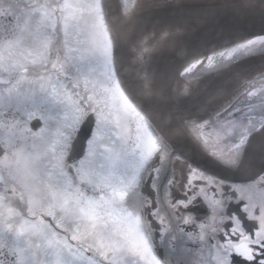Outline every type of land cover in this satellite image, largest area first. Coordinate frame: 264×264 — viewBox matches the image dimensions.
Masks as SVG:
<instances>
[{
  "label": "snow or ice",
  "instance_id": "snow-or-ice-1",
  "mask_svg": "<svg viewBox=\"0 0 264 264\" xmlns=\"http://www.w3.org/2000/svg\"><path fill=\"white\" fill-rule=\"evenodd\" d=\"M261 5L264 6V0ZM182 7L178 4L177 11ZM101 8L99 2L87 0H32L23 7L10 4L8 11L0 12V69L13 74L5 84L19 90L21 82L31 75L29 62L33 66L38 63L45 73L51 69L57 81L61 74L67 77L73 68L75 70L70 81L71 93L66 94L65 101L59 102L72 114L61 122L55 138L47 140L39 151L33 146L13 152L6 145H0L3 158L0 206L10 217L5 227L14 232L18 240L21 236L30 237L38 226H43L39 235L44 252L55 257L53 264H141V261L143 264H182L175 258L156 256L158 247L166 242L165 233L171 236V220L166 222L160 213L168 211L170 217H175L176 227L183 233L181 225L188 221L181 210H193V205L205 201L206 193L187 176L176 175L177 167L181 171L187 168L189 173L192 170L185 160L173 158L165 135L153 138L150 134L149 129L157 133L162 129L158 128L155 114L143 103L144 97L137 87L127 79H117L114 44L118 52L125 33L140 20L143 3L135 4L121 18L123 27L115 29L114 38L105 31ZM115 24L113 22L114 27ZM169 31L179 32L180 28L169 26ZM167 34L168 31L163 33ZM73 35L79 37L77 43L88 53L76 63H73L75 57L68 55L75 51L69 47ZM143 42L137 46H142ZM209 51L210 55L198 61L201 68L204 69L207 62L213 71L224 73L248 56L264 57V33L226 37ZM182 67H176L178 75ZM98 71L103 76L99 90L88 89L89 78ZM142 71L139 88L149 93L153 88L152 80L146 69ZM260 74L264 76V67ZM80 76L85 77V85L80 84ZM40 79L42 82L44 77ZM41 93L34 106L39 107L45 101L57 102L46 90L41 89ZM132 102L140 106L145 115L142 116ZM251 113H256V117ZM130 117L136 118L134 151L118 153L106 145L98 133L112 124L119 126L122 119ZM209 117L210 129L228 141H237L222 163L229 168H239L246 150L257 143V137L264 142V89L259 95L232 93ZM30 119H36L45 127L48 124L45 114H30ZM191 123L199 135L200 126L194 121ZM89 124L90 134L81 144V131ZM45 127L37 133L30 129L28 132L39 137ZM260 159L264 162V143ZM248 166L255 167L254 158L249 160ZM113 180H118L122 189L118 196ZM256 188L259 189L258 203L253 202ZM129 189L132 190L130 195ZM161 191L165 196L175 191L179 198L167 200L158 195ZM212 191L218 197L214 203L221 205L222 210L218 217L201 226L199 240L210 252L207 264H264V170L257 171L248 183L237 186L218 180ZM126 205L133 210L127 211ZM16 209L21 212L17 213ZM18 214L26 218L27 229L14 228L12 218ZM154 220L158 223L154 224ZM26 250L15 242L0 245V264H20L18 256ZM117 255L125 259L118 261ZM31 264H47V261L33 260ZM200 264L205 262L200 261Z\"/></svg>",
  "mask_w": 264,
  "mask_h": 264
},
{
  "label": "flooded vegetation",
  "instance_id": "flooded-vegetation-1",
  "mask_svg": "<svg viewBox=\"0 0 264 264\" xmlns=\"http://www.w3.org/2000/svg\"><path fill=\"white\" fill-rule=\"evenodd\" d=\"M189 2H204V5L201 6H217V5H225L229 4L228 2L232 0H188ZM224 1V2H223ZM235 2H239L241 0H234ZM32 0H0V12L8 11L10 4H19L23 7L24 3H30ZM216 2V3H215ZM223 2L222 4H219ZM233 2V3H235ZM204 24V23H203ZM206 55L210 54V51L203 52ZM202 52L195 53L189 60L199 58ZM259 55H251L245 59H242L239 62H242L246 59L258 57ZM31 58H29L30 61ZM204 58H202L203 60ZM235 63V64H237ZM233 64V65H235ZM190 69V72L185 75L179 74L182 76L181 81L184 85L187 82H197V81H206V79L210 78L212 68L205 62L204 69L201 68L200 63H188L185 64ZM232 65V66H233ZM29 71L31 75L28 77L26 81H22V86L19 90L15 88H11L10 85L4 83L5 80H9L11 78V73L6 74L2 69H0V145H6L11 148L13 152L17 151L19 148H29L32 149L35 146L34 150L39 151L44 147V144L47 140L54 139L57 130L60 127L61 122H63V113L66 112L63 103H59L60 101H65V96L68 94V90H71L70 81L73 79L74 71L69 72L67 77L64 74H61L60 79L57 81L55 78V73L49 69L47 73L44 72V69L39 66L37 63L35 66L29 62ZM259 66L264 67V62L262 64L255 63L249 66L244 67L240 72H237L235 75L238 76V73L244 72V70L256 71ZM260 71V70H259ZM256 71V72H259ZM213 71V76L211 79L213 80L220 73ZM182 73V72H181ZM247 73V72H246ZM254 77V80L251 79L254 73H251L248 77L243 80L244 73L239 75L240 78L237 79L236 87L233 89L225 88L226 95H231L232 93L239 91L241 94L253 92L259 95L260 91L264 89V76L260 73ZM193 77H192V76ZM100 77L103 78L102 74ZM41 77H44L41 82ZM191 78H195L194 80ZM228 79L233 81V79ZM117 79H119V75L117 73ZM127 79V78H126ZM227 80V81H228ZM103 81V80H102ZM225 82L221 88L228 85V82ZM79 82L81 85H85V78H79ZM129 82V81H128ZM230 82V81H229ZM200 83V82H199ZM95 84V85H94ZM100 84L95 83V81L88 80L86 87L88 89H93L99 86ZM41 89L47 91L49 97L55 96L56 103L58 106L53 107V103L42 102L39 104V107L34 106V101H36L37 97L42 95ZM99 90L98 88H96ZM63 92L65 93L63 95ZM178 93V94H177ZM180 92L176 89L174 94V102L176 106L171 102L170 106L174 108H182L186 107L185 103L180 102L177 98H179ZM125 95H128L127 91H125ZM152 96V95H151ZM216 96V95H214ZM217 97V96H216ZM223 98V99H224ZM131 99V98H130ZM152 98L147 103H151ZM222 101V96H219L218 101H209L201 106L199 109L194 110L192 112L180 113L176 115V119L179 125L184 128L183 130L189 136V138L193 141V143L205 154V157L209 159V161L215 166L211 171L204 170L200 167H197L191 161H188L184 156H182L176 148L171 145V143L166 139V143L169 146V150L172 153L173 158L179 157L182 160L187 162V167L192 171L189 173L187 168L181 171L179 167L176 168V175L181 178L187 176L193 184H199L201 188L204 189L206 193L205 201L197 202L193 205V210L188 212H183L185 220L188 221L186 225H181L184 231L181 233L179 229L176 227L177 220L175 217H170L168 211H161V216H163L166 222L170 219L171 225V236L165 233L166 242L163 245H160L156 251V256L160 259H163L165 256L170 258H175L177 261H182V264H200V261H204L207 264V261L210 259V252L207 247H205L201 241L199 240V236L201 234V226L205 224V222H211L214 217H218V213L222 210L221 205L218 203H214V201L218 200V197L213 193L212 187L216 184V182L223 181L228 184H232L233 186H237L239 184H246L253 178H255L257 171L264 170V162H261L260 152L262 148V143L257 142L254 145V149L251 153L246 155L243 162L239 166V168L233 169L226 167L222 160L226 158L227 154H229L232 146L237 142L235 140L228 141L222 135H218L217 131L214 129H210L207 126V121L209 120V113ZM146 102V101H145ZM133 103V107L137 109L141 113V115H145L142 108L138 106L135 102ZM193 102L189 101L187 106L191 105ZM30 114L35 116H39L41 114H45L48 117V124L45 127L42 123H38L36 119H30ZM254 117H256V113H251ZM258 118V117H257ZM136 118L130 117L127 118L126 122H124L122 128H118V130H113L112 127L107 129H102L98 136H100L103 142L112 147L116 152L118 150H123L124 152L131 153L134 151L133 145L135 143L136 133ZM124 121V120H123ZM199 125L201 128V133L198 135L193 130V124ZM120 126V125H119ZM41 127H45V131L41 136L36 137L29 134L28 130L30 129L32 133L39 132ZM150 134L153 138H157L158 135H162L160 132H152L149 129ZM83 131H81V139H84L82 136ZM123 137V139H121ZM216 153L214 156L210 153ZM247 152V150H246ZM125 159L128 157L125 156ZM255 159V167L250 168L249 160ZM167 163V161H165ZM239 164V160L236 161V165ZM3 168V158L0 157V169ZM118 177L120 176V172L118 171L116 174ZM131 178L130 176L128 177ZM259 179V178H258ZM112 183L115 186V190L117 196L119 195L121 186L118 180H113ZM254 191L257 193L253 198L254 203H258L259 201V189L256 188ZM132 190L129 189V195ZM2 195V192H0ZM137 194V204L138 201ZM159 196L164 197L167 200H171L172 197H178V194L175 191H171L167 196L165 193L161 191ZM127 200L128 197L126 196ZM161 208L164 206V200L162 199L160 202ZM135 206V205H134ZM127 211H132L133 208L129 206H125ZM211 209V215H209V210ZM17 213L21 212V209H16ZM0 212L4 213L0 215V245H12L14 242L18 243L19 247H43V241L39 233L43 231V226H38L36 232H34L30 237L21 236L18 240L16 239L14 232H9L5 227L6 223L9 221L10 217L6 213L3 206H0ZM199 218V219H197ZM25 217L23 215L18 214L15 218H12V223L15 229L19 230L22 226L27 229L28 224L25 223ZM158 223V221L154 220V224ZM36 240V242H35ZM20 261V254L18 256ZM125 257H120L119 260H123ZM141 264L143 262L141 261Z\"/></svg>",
  "mask_w": 264,
  "mask_h": 264
},
{
  "label": "water",
  "instance_id": "water-1",
  "mask_svg": "<svg viewBox=\"0 0 264 264\" xmlns=\"http://www.w3.org/2000/svg\"><path fill=\"white\" fill-rule=\"evenodd\" d=\"M160 17L204 19L205 23L174 41L163 52L153 76V99L149 104L145 101L143 103L155 114L158 128L162 129L160 133L166 136L171 145L181 155L196 163L198 167L211 171L215 166L181 128L176 115L194 111L213 94V91L229 75L246 66L264 62V57L246 59L233 65L226 72L220 73L205 91L203 97L180 109L170 106L169 88L171 81L176 74V67L183 64L187 59L189 60L200 49L226 37L264 33V6L261 5V0H245L214 7H184L180 11H177V8L157 9L142 13L137 23ZM121 55V47L117 52L114 44V57L119 78L126 79L123 74ZM117 56L118 60H116ZM89 134L90 131L83 132L82 136L88 137ZM84 140L81 139V144ZM257 142H259L258 137ZM253 149H247L246 155L251 153Z\"/></svg>",
  "mask_w": 264,
  "mask_h": 264
},
{
  "label": "rangeland",
  "instance_id": "rangeland-1",
  "mask_svg": "<svg viewBox=\"0 0 264 264\" xmlns=\"http://www.w3.org/2000/svg\"><path fill=\"white\" fill-rule=\"evenodd\" d=\"M226 3L228 2L227 0ZM223 1V2H224ZM237 1V0H236ZM245 1V0H241ZM239 1V2H241ZM89 3H96L99 2L102 5V0H87ZM223 2L219 3L222 4ZM235 2L232 0L231 2L229 1L228 3H233ZM137 3H143L144 8L143 11L141 12H147L151 10H157V9H170V8H177V5H183L182 8L184 7H208V6H201L204 5V2H189L188 0H108V6L112 7L111 8V18L113 22H116L115 27L113 25V22H111L112 29H120L123 27V22L121 20L122 17H125L129 10H131L135 4ZM216 3V2H215ZM219 6V5H217ZM209 7H214V6H209ZM105 8L102 6L101 8V16L104 21V16H105ZM195 18H151L147 19L144 21H141L137 23L133 28L129 29L124 36V40L121 45V62H122V68H123V74L127 78L130 84L133 86L137 87V91L144 97V101L148 102L150 98L153 99V88L152 91L149 93H143L140 91L139 88V78L141 75H143V69H146L147 72L150 74L152 84L153 83V76L155 69L157 67L158 61L163 54V52L167 49L168 46H170L174 41L177 39L181 38L182 36L186 35L187 33L197 29L194 28L197 22L194 21H189ZM186 20V21H184ZM195 20H204V19H195ZM205 23V22H204ZM105 25V31L109 35V31L111 30L108 26L107 23L104 21ZM203 25V23H202ZM169 26L174 27H179L180 31L179 32H174V31H169ZM194 28V29H193ZM168 31L167 35H163ZM110 36V35H109ZM146 37H151V38H146ZM79 37L76 35H73L70 37V45L69 47L74 49L75 51L69 52L68 55L75 57V60L73 63H76L80 59L82 55L86 56L88 53L84 51L83 48L77 43ZM140 41H144L142 46H137ZM222 42V40L217 41L213 44H210L202 49H200L198 52H206L209 51L210 49L216 47ZM210 55V54H209ZM113 56H114V48H113ZM206 56V53H203L199 56V58L192 59V60H186L184 61L183 67L181 69L180 74L185 75L186 73L190 72V69L188 66L185 64L188 63H197L198 61L202 60ZM192 57V56H191ZM190 57V58H191ZM189 58V59H190ZM114 62H115V57H114ZM262 64V63H260ZM263 66H259L258 70L259 71ZM184 69H189V71H184ZM245 69V68H242ZM242 69L238 70L237 72H240ZM73 71L75 72L74 68ZM249 70H244V72L238 73V76H234L237 72L232 73L229 75L214 91L211 96H209L197 109H199L201 106L205 105L208 101L213 102V101H218L219 96H222V100L226 95L225 88L233 89L235 88L237 84V79L240 78L239 75H242L244 73L243 80L248 77L251 73H254L251 77V79L254 80V77L257 76L256 71H253L250 69L252 72H248ZM247 72V73H246ZM118 73V72H117ZM101 75V72H97L94 76L89 78L92 81H95V83L101 84L103 78L99 76ZM119 75V74H118ZM83 77V76H81ZM85 78V77H83ZM216 78V77H215ZM215 78L212 80L211 78L206 79V81H197V82H187L186 85L183 84L181 81L182 76H179L177 73L173 77L171 81V85L169 88V95H170V100L171 102L176 106L174 102V94L176 92V89L180 92L178 95L179 98H177L180 102L185 103L188 101L185 105L189 104L190 102L195 103L197 100H199L201 97H203L205 91L209 88V86L214 82ZM233 79V81L228 80V79ZM120 79V78H119ZM264 79V78H263ZM228 80V81H227ZM228 82V85L221 88L219 91L220 87L223 86L225 82ZM230 81V82H229ZM200 82V83H199ZM264 81H262V84ZM95 85V84H94ZM98 88V86L96 87ZM71 93V90H68V94ZM65 93L63 92V95ZM178 94V93H177ZM152 95V96H151ZM216 95V96H214ZM53 107L58 106V103H53ZM195 109V110H197ZM71 111L66 110L65 113H63V121L65 120L66 117L71 116ZM124 120V121H123ZM126 119L121 120L120 126H117L115 124L110 125L113 130H118V128H122L124 122H126ZM109 127V128H110ZM91 125H85L84 128L82 129L83 132H88L90 131ZM182 128V127H181ZM184 129V128H182ZM87 136H84V139H86ZM259 139V137H258ZM123 150H118V153H122ZM129 153V151H127ZM125 153V152H124ZM183 156V155H182ZM185 157V156H184ZM186 158V157H185ZM188 161L189 158H186ZM194 165L197 166L196 163L191 162ZM198 167V166H197ZM36 242V240H35ZM23 249H28L22 253H20V264H31L33 260H41V261H47V264H53L55 257L51 255L50 253L46 254L44 252L43 247H34V248H27V247H22ZM121 256L117 255L116 259L119 261V258Z\"/></svg>",
  "mask_w": 264,
  "mask_h": 264
},
{
  "label": "trees",
  "instance_id": "trees-1",
  "mask_svg": "<svg viewBox=\"0 0 264 264\" xmlns=\"http://www.w3.org/2000/svg\"><path fill=\"white\" fill-rule=\"evenodd\" d=\"M108 1V0H107ZM104 8H105V12L107 13V15H108V17L110 18V20H111V22H113V20H112V16H111V8L112 7H110V6H108V5H106V7L105 6H103ZM184 21H186V20H184ZM189 21H194V22H197L198 24H196V26H194V28H198V27H200L201 25H202V23H204L205 22V20H195V19H192V20H189ZM193 28V29H194ZM214 73H216V72H214ZM192 76V75H191ZM213 76V71L211 72V76H210V78ZM193 77V76H192ZM191 79H195V78H191Z\"/></svg>",
  "mask_w": 264,
  "mask_h": 264
},
{
  "label": "bare ground",
  "instance_id": "bare-ground-1",
  "mask_svg": "<svg viewBox=\"0 0 264 264\" xmlns=\"http://www.w3.org/2000/svg\"><path fill=\"white\" fill-rule=\"evenodd\" d=\"M152 101V100H151ZM145 103H147V102H145ZM147 104H149V103H147ZM165 118H167V117H165Z\"/></svg>",
  "mask_w": 264,
  "mask_h": 264
}]
</instances>
